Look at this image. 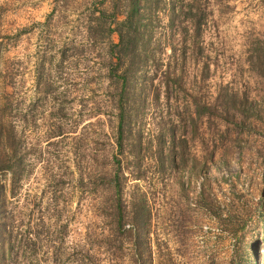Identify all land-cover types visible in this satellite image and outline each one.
<instances>
[{
	"label": "rangeland",
	"instance_id": "1",
	"mask_svg": "<svg viewBox=\"0 0 264 264\" xmlns=\"http://www.w3.org/2000/svg\"><path fill=\"white\" fill-rule=\"evenodd\" d=\"M114 1L0 0V264H264V0L162 10L127 86Z\"/></svg>",
	"mask_w": 264,
	"mask_h": 264
},
{
	"label": "trees",
	"instance_id": "2",
	"mask_svg": "<svg viewBox=\"0 0 264 264\" xmlns=\"http://www.w3.org/2000/svg\"><path fill=\"white\" fill-rule=\"evenodd\" d=\"M114 2L116 6L120 2L123 3L125 8L124 19H119L118 13L115 12L112 19L106 22L107 35H112L113 33L119 35V44H113L112 46L118 47L114 54L118 61L117 72L122 71L121 77L124 86L128 85L133 72L136 73L144 69L154 60L155 55L151 50L152 40L146 33L153 16L168 8L172 22L184 13L188 15V18L194 16L192 20H194V26L197 30L202 26L200 22L201 9L198 5V0H115ZM177 3H179L180 8H178ZM107 15L108 13L103 10L102 16L106 17ZM145 18H147L148 22L144 21ZM120 130L121 138L123 137V121L120 122ZM3 136L2 131H0V141L5 140V147L10 149L9 157L11 163L0 165V170L6 169L11 172V194L15 196L21 171L18 160L20 141L14 127H12L7 137L3 138ZM4 191L5 185L0 183V250L4 249L5 245L8 244L11 251L16 241L13 235L15 229L11 223L13 212L7 206Z\"/></svg>",
	"mask_w": 264,
	"mask_h": 264
}]
</instances>
